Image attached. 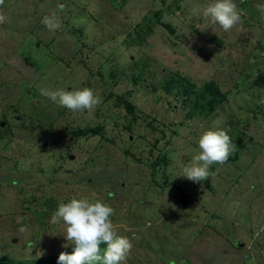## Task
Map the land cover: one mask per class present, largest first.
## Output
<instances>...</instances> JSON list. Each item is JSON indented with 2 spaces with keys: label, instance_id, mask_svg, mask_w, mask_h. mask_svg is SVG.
Returning a JSON list of instances; mask_svg holds the SVG:
<instances>
[{
  "label": "rangeland",
  "instance_id": "obj_1",
  "mask_svg": "<svg viewBox=\"0 0 264 264\" xmlns=\"http://www.w3.org/2000/svg\"><path fill=\"white\" fill-rule=\"evenodd\" d=\"M211 2L4 0L0 259L37 264L73 247L51 223L54 206L88 199L111 206L114 231L132 242L122 264H264V87L254 84L264 0H234L243 23L227 33L193 14ZM173 76L198 89L215 81L227 98L190 116L165 87ZM82 88L102 98L94 111L41 95ZM216 128L236 145L227 163L199 183L178 176ZM88 129L97 132L78 134Z\"/></svg>",
  "mask_w": 264,
  "mask_h": 264
},
{
  "label": "clouds",
  "instance_id": "obj_2",
  "mask_svg": "<svg viewBox=\"0 0 264 264\" xmlns=\"http://www.w3.org/2000/svg\"><path fill=\"white\" fill-rule=\"evenodd\" d=\"M3 4L4 0H0V6ZM257 7L264 14V5ZM193 14L209 20L213 26H219L225 33L243 23L234 0H212L205 6L194 8ZM5 19L0 15V23ZM42 23L53 32L61 27L55 17H44ZM41 95L73 112H91L103 102L91 88L71 91L41 89ZM197 144V154L192 157L190 164L183 167L182 174L178 175L193 183L214 176L212 165L226 164L236 148L228 131L219 128L204 131ZM114 214L111 206L100 201L93 203L88 199H71L67 203H59L52 214L51 223L62 222L66 226L64 238L74 245V249L71 254L61 252L57 264H122L126 261L133 244L127 237L118 236L114 231L110 219ZM21 219L18 218L17 222ZM20 231L25 232L26 229L21 227ZM101 244L106 245L103 251Z\"/></svg>",
  "mask_w": 264,
  "mask_h": 264
},
{
  "label": "trees",
  "instance_id": "obj_3",
  "mask_svg": "<svg viewBox=\"0 0 264 264\" xmlns=\"http://www.w3.org/2000/svg\"><path fill=\"white\" fill-rule=\"evenodd\" d=\"M246 4V3H245ZM165 9H161L157 12H155L154 20L161 18L163 14H165ZM153 20V19H152ZM164 23V22H163ZM166 24V23H164ZM169 29L173 31L171 26L167 24ZM254 84L260 87H264V70L261 72H258L255 79ZM167 90H170L174 92L177 96V98L182 97V101L185 103L191 104V115L197 118H203L208 116L213 110H215L219 104L223 103L226 98L227 94L222 91L220 86L215 81H209L206 84H204L200 89L197 88L195 83L192 82H185V79L181 76H173L171 77L166 85ZM75 133V131H73ZM93 132H96L95 130H87V131H79V133H84L86 136H92ZM83 134V135H84ZM50 206H53L52 203H50ZM58 204L54 206V209L56 210ZM74 246L69 247L65 249V251L68 254H71L73 252ZM59 256H52L47 258H41L36 260L35 262L37 264H57ZM0 264H28L24 261H17L13 259H9L7 257L0 259Z\"/></svg>",
  "mask_w": 264,
  "mask_h": 264
},
{
  "label": "water",
  "instance_id": "obj_4",
  "mask_svg": "<svg viewBox=\"0 0 264 264\" xmlns=\"http://www.w3.org/2000/svg\"><path fill=\"white\" fill-rule=\"evenodd\" d=\"M46 144H47V143L45 142L43 145L46 146Z\"/></svg>",
  "mask_w": 264,
  "mask_h": 264
}]
</instances>
